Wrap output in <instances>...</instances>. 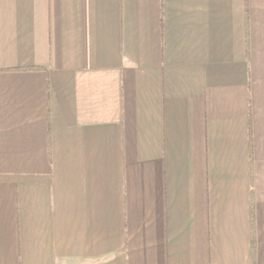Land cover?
Segmentation results:
<instances>
[{"label":"crops","instance_id":"0c3cea01","mask_svg":"<svg viewBox=\"0 0 264 264\" xmlns=\"http://www.w3.org/2000/svg\"><path fill=\"white\" fill-rule=\"evenodd\" d=\"M0 264H264V0H0Z\"/></svg>","mask_w":264,"mask_h":264}]
</instances>
